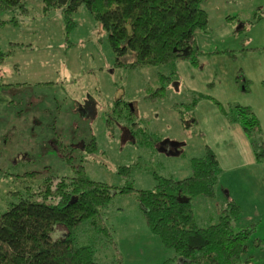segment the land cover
<instances>
[{
    "label": "rangeland",
    "instance_id": "374dc122",
    "mask_svg": "<svg viewBox=\"0 0 264 264\" xmlns=\"http://www.w3.org/2000/svg\"><path fill=\"white\" fill-rule=\"evenodd\" d=\"M23 1L27 12H0V50L8 54L0 96H10L0 102V212L15 192L36 190L48 174L74 176L83 165L90 179L132 188L103 207L113 241L89 221L73 231L95 261L179 264L148 227L139 193L155 189L158 176H190L192 158L209 145L222 160L219 197L192 199L206 226L234 195L229 187L243 200V176L264 174V161L255 162L244 129L232 120L237 105L251 106L264 140V0L204 2L209 24L196 32L193 58L135 69L117 64L107 30L85 3L67 27L59 8ZM133 59L130 51L122 57ZM162 86L164 96L151 98ZM260 200L233 223L235 231H253L242 264H264V190Z\"/></svg>",
    "mask_w": 264,
    "mask_h": 264
},
{
    "label": "trees",
    "instance_id": "16d2710c",
    "mask_svg": "<svg viewBox=\"0 0 264 264\" xmlns=\"http://www.w3.org/2000/svg\"><path fill=\"white\" fill-rule=\"evenodd\" d=\"M44 9L59 8L72 27V15L82 4L107 30L117 64L131 69L164 64L178 57L191 59L196 32L206 30L209 14L202 4L208 0H42ZM22 9L23 0H0V12ZM133 52L134 59L124 63L122 57ZM8 54L0 50V63ZM5 85L0 75V86ZM247 86H244V90ZM165 87L151 98L164 96ZM150 97V96H149ZM196 121V119H194ZM234 122L243 127L255 151L264 161L261 121L251 106L237 105ZM95 145L93 141L88 149ZM192 173L183 179L158 176L153 190H142L139 201L146 223L163 245L176 251L183 264H242L246 243L252 234L247 227L235 231L234 220L242 213L234 199L220 207L216 223L201 226L192 207V199L206 196L217 199L221 164L208 145L204 155L191 160ZM74 176L48 174L36 190L15 192L9 208L0 212V264H99L89 245L79 244L73 231L89 221L113 241L105 224L103 207L118 192L105 182L90 179L83 165ZM38 173H31L34 177ZM58 227L69 230L58 233ZM255 232V230H254Z\"/></svg>",
    "mask_w": 264,
    "mask_h": 264
},
{
    "label": "crops",
    "instance_id": "0c3cea01",
    "mask_svg": "<svg viewBox=\"0 0 264 264\" xmlns=\"http://www.w3.org/2000/svg\"><path fill=\"white\" fill-rule=\"evenodd\" d=\"M7 98H10V96L6 93H3V95L0 96V102H5L7 100ZM9 101H10V99H9ZM247 140H248L247 144L249 146H251L250 139L248 138V136H247ZM251 148H252V146H251ZM218 158H219L220 164L222 166V160L220 159L219 156H218ZM255 162L259 163L260 161H258L255 158ZM220 174H221V172H220ZM233 175L237 176V172H234ZM235 178L237 179V177H235ZM243 178H244V180H243L244 187H243V191H242L243 200L238 198L236 196L235 192H233L232 188L229 187V189L231 190L232 193H234V195H232L231 198L228 199V201L231 199H234L236 201V203H238L241 206V208L243 206L242 212L243 211L245 212L247 209H253L256 206V204H258V205L261 204L260 198H261V192H262V190H264V188H263L264 187V174L250 170L249 175L243 176ZM220 183H222V182L220 181ZM233 183L234 182L232 180H230V185H233ZM222 188L224 189L225 186H222ZM244 212H243V214H244ZM259 221H261V220H259ZM175 260L178 261L179 264H183V261L181 259H179L178 255L175 256Z\"/></svg>",
    "mask_w": 264,
    "mask_h": 264
}]
</instances>
